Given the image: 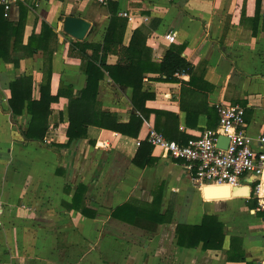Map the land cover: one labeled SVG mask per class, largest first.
Wrapping results in <instances>:
<instances>
[{
  "label": "crops",
  "instance_id": "crops-1",
  "mask_svg": "<svg viewBox=\"0 0 264 264\" xmlns=\"http://www.w3.org/2000/svg\"><path fill=\"white\" fill-rule=\"evenodd\" d=\"M257 2L117 0L101 6L90 0H20L11 7L8 17L13 23L20 19V5L27 10L23 46L32 34L42 32V21L54 29L52 95L71 90L75 96L86 87L84 63L68 55L71 42L78 40L63 30L67 17L90 23L80 42L102 44L112 15L128 13L134 21L127 24L125 46L134 31L144 27L148 58L159 62L172 46H185L182 56L193 70L176 74L175 82L162 81L158 74L144 75L143 92L154 98L145 104L152 113L138 138L91 129L89 138L66 146L69 124L61 120V111L68 100L62 97L52 105L46 141L64 147L49 149L25 140L22 131L30 126L31 117L26 111L14 116L9 104V85L22 75L33 77V99L39 100L46 74L44 53L22 59L19 67L0 60V264H264V215L256 211L251 193L206 196L207 187L227 186H196L183 162L163 158L157 148L151 167L140 169L132 163L137 142L146 141L149 129L157 125L176 143L216 129L219 103L246 109L247 135L260 149L264 0H259L260 7ZM170 33L177 35L174 43L165 39ZM118 60L109 55L107 64L114 66ZM132 98L131 88L115 85L108 77L100 84L99 108L115 114L120 123L131 120ZM155 112L160 113L158 118ZM250 182L243 180L244 185ZM79 185L87 189L83 204L96 213L92 219L70 208ZM157 185L163 186L162 213H173L171 223L151 233L112 218L117 207L132 199L150 203ZM205 217L222 225V248L204 249L202 242L196 248L180 247L177 226H201Z\"/></svg>",
  "mask_w": 264,
  "mask_h": 264
},
{
  "label": "trees",
  "instance_id": "trees-1",
  "mask_svg": "<svg viewBox=\"0 0 264 264\" xmlns=\"http://www.w3.org/2000/svg\"><path fill=\"white\" fill-rule=\"evenodd\" d=\"M20 7V19L17 23H13L10 21V17H6L5 7L0 4V60L19 67L22 59L32 57L39 51L44 53L46 74L40 87L39 100L33 99L34 80L32 76L22 75L9 85L11 92L9 104L14 116H21L26 111L31 117L30 126L26 131H22L28 142H39L49 149L64 147L46 141L52 105L60 103L62 97L68 100L67 108L61 111V120L66 119L69 124L67 131L69 142L66 146L75 140L89 138L91 129L138 138L142 125L152 113L145 107V104L154 98L153 95L143 92L144 75L146 73L158 74L162 81L175 82L177 81L176 74L192 73V64L182 56L185 46H172L159 62H153L151 58H148L147 34L144 27L136 29L129 46H125L124 36L128 21L114 13L102 44L71 42L68 55L80 59L84 63L83 71L87 77L86 87L75 96L71 90L59 91L57 95H52L51 79L55 52L52 37L53 40H56L54 29L42 21V32L39 35L32 34L27 45L23 46L27 10L22 5ZM257 7H260L259 0ZM255 21L254 33L257 30L259 15ZM12 41L14 42L13 53L11 52ZM21 51L23 52L19 54ZM109 55L118 56L119 60L116 65L107 64ZM106 77L110 78L115 85L133 90L134 112L129 123H120L115 114L104 112L99 108V88ZM155 114L157 118L160 115L159 112H155ZM156 130L164 133L168 140L173 141V137L163 126L157 125ZM190 139L183 137L178 144H187ZM90 142L95 144L92 139ZM137 146L138 149L132 163L140 169L151 167L154 164V159L151 156L153 147L147 141L137 142ZM86 191L85 186H78L70 208L78 209L85 217L92 219L96 213L83 204ZM152 196L153 200L150 203L142 204L134 199L124 203L112 212V218L151 233L157 232L160 226L172 222L173 213L169 210L162 213V185H157L154 188ZM221 229L222 225L213 217H205L201 226L179 224L176 231L177 244L184 248H196L202 242L204 249H220L223 239Z\"/></svg>",
  "mask_w": 264,
  "mask_h": 264
},
{
  "label": "built area",
  "instance_id": "built-area-1",
  "mask_svg": "<svg viewBox=\"0 0 264 264\" xmlns=\"http://www.w3.org/2000/svg\"><path fill=\"white\" fill-rule=\"evenodd\" d=\"M101 6H107L117 0H90ZM20 0H0L5 7L6 17L13 5ZM120 16L128 23L134 18L122 12ZM176 34H168L165 39L176 41ZM219 117L216 129H206L197 138L187 144H178L168 140L165 135L150 128L146 141L162 151V157L184 163L196 186L208 184L227 186L231 189L249 186L250 193L257 202L256 211L264 215V124L258 138L260 149L254 147V140L247 135L246 109L240 105L219 103L215 105ZM220 137L229 140L226 149L218 148ZM245 178L251 179L244 185Z\"/></svg>",
  "mask_w": 264,
  "mask_h": 264
},
{
  "label": "water",
  "instance_id": "water-1",
  "mask_svg": "<svg viewBox=\"0 0 264 264\" xmlns=\"http://www.w3.org/2000/svg\"><path fill=\"white\" fill-rule=\"evenodd\" d=\"M90 29V23L86 20L74 17H67L64 21L63 30L64 32L71 36L72 38L83 41L87 36ZM229 140L224 137H220L217 146L221 149H226L228 147ZM232 195L234 197H249L250 187L244 186L232 189Z\"/></svg>",
  "mask_w": 264,
  "mask_h": 264
},
{
  "label": "bare ground",
  "instance_id": "bare-ground-1",
  "mask_svg": "<svg viewBox=\"0 0 264 264\" xmlns=\"http://www.w3.org/2000/svg\"><path fill=\"white\" fill-rule=\"evenodd\" d=\"M206 196H223V195H230L232 194V191L230 187H222V188H205Z\"/></svg>",
  "mask_w": 264,
  "mask_h": 264
}]
</instances>
